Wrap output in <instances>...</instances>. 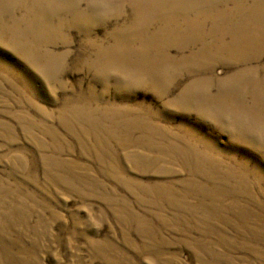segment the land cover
I'll use <instances>...</instances> for the list:
<instances>
[{
    "label": "rangeland",
    "instance_id": "374dc122",
    "mask_svg": "<svg viewBox=\"0 0 264 264\" xmlns=\"http://www.w3.org/2000/svg\"><path fill=\"white\" fill-rule=\"evenodd\" d=\"M7 9L0 264H264V0Z\"/></svg>",
    "mask_w": 264,
    "mask_h": 264
},
{
    "label": "bare ground",
    "instance_id": "6f19581e",
    "mask_svg": "<svg viewBox=\"0 0 264 264\" xmlns=\"http://www.w3.org/2000/svg\"><path fill=\"white\" fill-rule=\"evenodd\" d=\"M18 3H19V0H0V24L5 21L4 20L5 18H3L4 17L3 16L4 15V9L8 8L7 9L8 11L13 10L10 8L16 7L18 5ZM0 31H2L3 34H5V31H3V28H1ZM27 34H29V32ZM18 36H21V35H18ZM18 36L15 37L16 42H18L17 41ZM25 43L26 42L24 40L23 45L27 46ZM32 52H34L33 48H32ZM144 62H145V64L141 63L142 71L140 73L135 72V73H133V75H130L129 81L139 82V81H143V80H147V79H152V80H157L158 82H162V83L166 84V82H167L166 70L163 67H161L157 62L156 63L153 61H144ZM120 64H121L120 68L122 70H124L125 67L128 68V62H121ZM114 121H115V119H112V122H114ZM109 123H110V121H109ZM100 130H103V129H100Z\"/></svg>",
    "mask_w": 264,
    "mask_h": 264
}]
</instances>
